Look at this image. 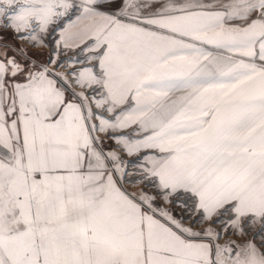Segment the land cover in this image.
Here are the masks:
<instances>
[{"label": "snow or ice", "instance_id": "6c2138e0", "mask_svg": "<svg viewBox=\"0 0 264 264\" xmlns=\"http://www.w3.org/2000/svg\"><path fill=\"white\" fill-rule=\"evenodd\" d=\"M0 264H264V0H0Z\"/></svg>", "mask_w": 264, "mask_h": 264}]
</instances>
